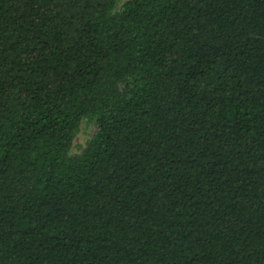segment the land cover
<instances>
[{
  "label": "trees",
  "instance_id": "1",
  "mask_svg": "<svg viewBox=\"0 0 264 264\" xmlns=\"http://www.w3.org/2000/svg\"><path fill=\"white\" fill-rule=\"evenodd\" d=\"M117 3L0 0V264H264V0Z\"/></svg>",
  "mask_w": 264,
  "mask_h": 264
},
{
  "label": "rangeland",
  "instance_id": "2",
  "mask_svg": "<svg viewBox=\"0 0 264 264\" xmlns=\"http://www.w3.org/2000/svg\"><path fill=\"white\" fill-rule=\"evenodd\" d=\"M128 0H118L116 12L121 11V8ZM97 131V125L94 119L82 118L76 128L73 145L70 151V156L81 154L88 141H90Z\"/></svg>",
  "mask_w": 264,
  "mask_h": 264
}]
</instances>
